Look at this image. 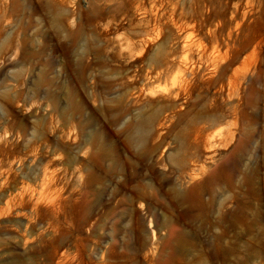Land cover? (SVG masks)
<instances>
[{
	"label": "rangeland",
	"instance_id": "rangeland-1",
	"mask_svg": "<svg viewBox=\"0 0 264 264\" xmlns=\"http://www.w3.org/2000/svg\"><path fill=\"white\" fill-rule=\"evenodd\" d=\"M0 264H264V0H0Z\"/></svg>",
	"mask_w": 264,
	"mask_h": 264
}]
</instances>
